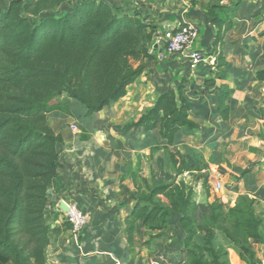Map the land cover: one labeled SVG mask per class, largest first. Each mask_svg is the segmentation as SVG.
Listing matches in <instances>:
<instances>
[{
	"label": "trees",
	"instance_id": "16d2710c",
	"mask_svg": "<svg viewBox=\"0 0 264 264\" xmlns=\"http://www.w3.org/2000/svg\"><path fill=\"white\" fill-rule=\"evenodd\" d=\"M241 1L211 0L206 6L205 24L217 29L216 44L233 27ZM65 5V0H0V264H46L50 191L62 167L63 145L48 115L60 109L59 98L67 94L92 117L125 98L154 60L158 29L148 8L79 0L71 11L55 14ZM227 67L218 53L214 79L225 81ZM256 78L264 82V70ZM182 88L160 94L150 110L121 130L157 132L177 176L198 167L173 151L183 129L199 128ZM217 92L220 117L227 120L229 87L223 84ZM152 161L151 182L142 179L145 191L134 196L127 217L129 243H135L141 223L152 233L147 245L168 235L169 245L179 248L157 260L160 264H230L228 252L213 244L221 232L240 249L242 260L255 264V246L264 245L257 201L239 196L235 204L224 203L210 192L201 211L207 212L198 217L192 187L175 179L156 183Z\"/></svg>",
	"mask_w": 264,
	"mask_h": 264
},
{
	"label": "crops",
	"instance_id": "0c3cea01",
	"mask_svg": "<svg viewBox=\"0 0 264 264\" xmlns=\"http://www.w3.org/2000/svg\"><path fill=\"white\" fill-rule=\"evenodd\" d=\"M210 1L194 0L180 16L173 14L177 6L168 8L158 25L156 35L160 37L155 36L152 45L154 60L129 87L127 96L112 108L89 118L84 108H79L75 117L77 104L64 94L58 100L60 109L48 115L53 130L62 136L63 145L62 167L50 191L52 206L48 214L52 219V237L46 264H160L157 260L178 252L179 248L169 245V236L164 235L145 247L140 257L138 251L134 255V241L129 243L126 230L137 192L135 169L140 165L143 178H149L148 164L152 160L148 155L158 147L151 164L155 169L154 180L160 183L172 162L157 132L143 134L140 129L122 133L121 130L150 110L160 94L169 89L176 91L180 85L183 97L192 106L190 117L199 124L197 130L183 129L177 138L183 148L192 149L188 160L195 155L202 169L206 167L207 171L210 166L222 170L221 144L226 142L225 155L228 157L232 151L238 155H232L236 165L227 169L236 184L221 196L222 201L235 204L239 196H248L257 201L256 209L264 217V82L256 78L257 72L264 70V0L241 1L232 17L233 27L221 44H216L217 29L205 24ZM223 3L227 4L228 0ZM185 25L197 29L195 47L209 61L215 59L213 64H200L197 70H189L183 55L165 54L164 34ZM218 53L228 63L225 81L214 79ZM223 84L230 90L227 120L220 117L218 110L217 90ZM134 115H138L135 120ZM246 170L249 173L243 175ZM190 172L183 175L187 177ZM174 175L175 180L183 176H177L176 172ZM62 201L77 203L89 215L78 241L70 235L66 217L58 210ZM205 202H197L198 217L207 212L205 208L201 212ZM136 233L147 240L152 236L141 223ZM197 240L203 244L201 236ZM213 244L216 249L228 252L230 264H249L242 260L240 249L221 232H216ZM154 252H161L155 261L142 260ZM255 252L254 263L264 264V245L255 246Z\"/></svg>",
	"mask_w": 264,
	"mask_h": 264
},
{
	"label": "rangeland",
	"instance_id": "374dc122",
	"mask_svg": "<svg viewBox=\"0 0 264 264\" xmlns=\"http://www.w3.org/2000/svg\"><path fill=\"white\" fill-rule=\"evenodd\" d=\"M65 1H66V5L57 9L55 11L56 13L55 12H53V13L59 14V13L71 11V8L79 0H65ZM103 1H107L111 4L116 3V2H118V3L124 2L125 4L130 5V6H132L134 4V5H139L145 9L148 8L150 10V12L153 13L152 19L154 20V23L157 26L156 28L159 29L158 25L160 24V18H162L163 14L166 11H168V8H170L171 6H172V8H174V6L175 7L177 6L178 9H175L177 11H175L173 14L177 13V14H179V16L184 15L188 10L189 4L192 3L194 0H103ZM178 27H176L175 29H177ZM187 66H188V64H187ZM188 68H189V66H188ZM189 70H191V69L189 68ZM76 104L77 105L75 107V113H74L75 117H77L76 115H78L77 113L79 112V108H82V110H83V106L81 104H79L77 102H76ZM137 118H138V115H134V120ZM221 146L223 148V155H224L223 156L224 157L223 158L224 168H222V170L221 169L214 170V169H212V167L208 166V170L206 171L205 170L206 167L202 169L201 165H199V161H195V160H197L196 159L197 157L195 155H193L191 157L190 161L188 160L189 156L191 154L190 150H192V149H185V148H183L182 143H180L179 139L176 141V144H175L173 151L175 153L179 154L180 156H183L184 158H186L187 161L190 163V165L197 163V166H198L195 168V170L188 173L187 177H185V175H183L181 178L178 179V181L184 180L186 183H188L192 187L193 199L195 200L196 203L199 201H201V202L206 201V198H207L206 196L210 192L211 193L216 192L215 195L221 197L224 194H226L227 192H229L230 190H232L236 184L235 178L232 176H229V172L227 169L228 168L231 169V168H233V165H236V163L234 164L232 161V155L236 156V155H238V153H236L234 151L229 152L230 154L227 157L226 156L227 155L226 154V146H227L226 142H223L221 144ZM180 148H182V151L180 150ZM154 153H155V151L150 152V155H148L150 159L153 158ZM156 154H157V152H156ZM172 165L173 164H170V170L169 171L165 170L168 173H166L164 178L161 179L160 183H168V182H171L173 179H177V177L176 178L174 177L175 172L173 171L174 167H172ZM148 166H149V164H148ZM202 170L205 171V174H202ZM170 173H172V175H170ZM135 174L136 175H134V186H135L137 192L134 193V196L139 195V194L143 193V191H145L144 190L145 187L143 186V183H142L143 176H142V169H141L140 165H137V167L135 169ZM217 174L221 175V177L219 178V182H220L222 188L220 190L216 191L213 188V184L216 183L214 180V177L217 176ZM147 179H149V181L151 182V175ZM206 181H208L207 184H205ZM165 203H166V201H165ZM137 233H135V234H137ZM148 241H149V239L148 240L145 239L144 235H143V238H141L138 234L135 236L134 250H135V252L138 251L139 257L141 256L143 249L145 247L149 246V245H147ZM159 251H161V250H159ZM135 252H134V255H135ZM160 253L161 252H159V253L154 252V253H151L149 255L146 254L145 256H147V257H143L142 260H144L145 263L147 262L146 260H148L149 262L155 261L156 258H158V256H160Z\"/></svg>",
	"mask_w": 264,
	"mask_h": 264
},
{
	"label": "built area",
	"instance_id": "2783aa9c",
	"mask_svg": "<svg viewBox=\"0 0 264 264\" xmlns=\"http://www.w3.org/2000/svg\"><path fill=\"white\" fill-rule=\"evenodd\" d=\"M198 32L194 26L185 25L167 31L164 34L163 40L165 44V54L167 56L183 55L184 60L191 70H197L200 64H213L215 59L209 61L204 54L197 50L195 43L197 40ZM161 39H159L158 44ZM76 131L75 127H72ZM220 174L214 177L215 184L213 188L217 191L222 188L219 178ZM68 213L65 215L66 221L70 226V235L78 241L84 234V229L88 223L89 215L84 212L77 203H68Z\"/></svg>",
	"mask_w": 264,
	"mask_h": 264
},
{
	"label": "water",
	"instance_id": "95a60500",
	"mask_svg": "<svg viewBox=\"0 0 264 264\" xmlns=\"http://www.w3.org/2000/svg\"><path fill=\"white\" fill-rule=\"evenodd\" d=\"M157 37H160V34L156 35ZM58 210L63 213L64 215H66L68 213V205L65 202H60L58 204Z\"/></svg>",
	"mask_w": 264,
	"mask_h": 264
}]
</instances>
